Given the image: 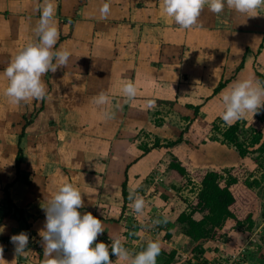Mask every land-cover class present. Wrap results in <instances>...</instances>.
Instances as JSON below:
<instances>
[{
    "label": "crops",
    "instance_id": "obj_1",
    "mask_svg": "<svg viewBox=\"0 0 264 264\" xmlns=\"http://www.w3.org/2000/svg\"><path fill=\"white\" fill-rule=\"evenodd\" d=\"M105 2L106 18L100 12ZM42 4L0 0V245L7 264H44L45 208L65 183L80 190L81 214L102 221L101 242L120 239L132 256L156 241V264H264V187L258 190L260 209L251 231H231L230 239L207 242L205 253L195 255L177 221L188 204L174 198L179 184L170 180L171 155L191 172L232 168L248 158L242 161L234 148L207 138L195 142L188 132L176 146L147 154L140 140L146 132L168 144L191 122L210 130L216 121L229 126L238 121L222 120V97L236 81L263 85L258 74L264 77V7L249 17L231 8L217 15L205 6L197 25L184 30L163 13V0H54L53 50L70 51V59L42 76L43 100L14 104L5 95L9 82L3 70L20 50L38 42ZM130 81L137 88L132 100L122 92ZM100 93L109 97L102 106L93 102ZM104 111L112 118L104 119ZM253 115L241 119L264 134V108ZM137 195L146 202L143 214L132 209ZM22 232L29 244L17 256L10 238ZM110 260L130 264L111 252Z\"/></svg>",
    "mask_w": 264,
    "mask_h": 264
},
{
    "label": "clouds",
    "instance_id": "obj_2",
    "mask_svg": "<svg viewBox=\"0 0 264 264\" xmlns=\"http://www.w3.org/2000/svg\"><path fill=\"white\" fill-rule=\"evenodd\" d=\"M205 6L217 15L225 8H231L253 17L259 8L264 7V0H163L162 11L172 17L181 29L187 30L197 25ZM54 12V0H43L36 28L38 42L20 50L3 70L9 82L5 95L14 104L30 99L43 100L47 89L42 76L48 72L55 73L70 59V51L53 50L58 38ZM100 12L106 18L110 13V4L105 2ZM122 92L132 100L137 95V88L130 81L123 85ZM222 100L225 106L222 120L226 123L237 121L246 113L255 115L264 108V85L251 80L236 81L230 86V91L223 94ZM93 102L102 106L109 102V97L100 93L93 98ZM147 104L152 107L155 101L148 100ZM103 117L111 119L112 114L104 111ZM145 203L144 198L137 195L132 202L133 211L143 214ZM82 206V194L71 183L63 184L49 201L45 208L46 222L40 233L46 257L44 264H112L110 252L118 260L130 264H156L160 253V245L156 241L149 242L143 251L134 256L130 255L120 239L111 241V244L94 243L105 232L103 223L90 212L81 214L79 210ZM10 240L17 256L26 252L29 244L26 233L13 235ZM3 252L4 248L0 245V261L7 264Z\"/></svg>",
    "mask_w": 264,
    "mask_h": 264
},
{
    "label": "trees",
    "instance_id": "obj_3",
    "mask_svg": "<svg viewBox=\"0 0 264 264\" xmlns=\"http://www.w3.org/2000/svg\"><path fill=\"white\" fill-rule=\"evenodd\" d=\"M258 75L264 85V77L261 74ZM224 87L225 83L220 84L216 94ZM169 105L174 104L169 103ZM196 116H198L197 112H195ZM220 123L224 125L222 121H216L210 125V131L216 132L220 137L210 140L234 148L242 161L251 155H257L254 163L258 167L262 166L260 161L264 160L263 132L251 128L249 139L244 140L242 131L247 126L244 119H239L224 129L220 127ZM187 129L178 141L170 142L166 146L173 147L183 142ZM159 147L161 145L158 140L151 148L145 147L144 153L147 154L151 149ZM21 159L22 151L20 150L18 167ZM169 170L170 180L175 183L181 186L195 183L199 186V191L188 203L187 210L180 213L177 218L178 223L184 226L185 234L191 239V254L203 255L205 253L204 244L210 241L230 239L231 231H251L255 227L260 209L258 190L262 186V180L257 176L256 169L241 163L232 168L191 172L185 163L171 155ZM6 195L9 203L7 191ZM127 196L125 185L124 197L127 198ZM9 207L11 210L12 203H9ZM198 215H202L203 218L198 220ZM162 252L166 253L165 250ZM174 255L175 252H171L170 257Z\"/></svg>",
    "mask_w": 264,
    "mask_h": 264
},
{
    "label": "rangeland",
    "instance_id": "obj_4",
    "mask_svg": "<svg viewBox=\"0 0 264 264\" xmlns=\"http://www.w3.org/2000/svg\"><path fill=\"white\" fill-rule=\"evenodd\" d=\"M164 117H166L165 113H163L162 115L158 116V118H160L159 120H164ZM157 118V117H156ZM154 118V119H156ZM195 121V120H194ZM190 126V127H189ZM229 125H226V124H222L220 123V127L222 129L224 128H227ZM188 128V129H187ZM190 128V130H189ZM251 128H254L253 126H245L243 128V131H242V136H243V139L244 140H247L249 139L250 137V132H251ZM187 129V132L189 133V135L191 136V139H193L195 142H198V143H202L201 140H205L206 138L208 140H210L211 138H220L219 137V134H217L216 132L214 131H210L206 125L204 124H200L198 125L196 123V125L194 126V128L192 127V122L187 124L185 127H184V131ZM192 129V130H191ZM208 129V130H207ZM141 142L143 143V145L147 144V146L149 147L150 144H155L158 139H155V138H152L151 136H149L146 132L144 133H141ZM160 142H162L161 140H159ZM206 141V140H205ZM211 141V140H210ZM141 143V144H142ZM162 147H166L167 144H163L161 143ZM257 159V155H251L248 157V162H246L245 164L248 166V167H251L252 169H256L257 170V176L262 180V186L261 187H264V174H262V171L264 172V160H261V165H259V167L254 163L255 160ZM175 196L174 198L177 200H182L184 201L185 204H188L194 197L195 195L197 194L198 192V185L197 184H193V183H187L186 186H181V185H177V189H175ZM8 207V206H7ZM135 214V213H134ZM136 215V214H135ZM137 217V216H136ZM150 223H154V219L153 221L150 220ZM155 224V223H154ZM154 227V225H153ZM104 237H97V241H95L94 243H97V242H101L102 239ZM105 239V238H104ZM227 260L223 261L222 264H232L230 263V261H227L228 263H226Z\"/></svg>",
    "mask_w": 264,
    "mask_h": 264
},
{
    "label": "built area",
    "instance_id": "obj_5",
    "mask_svg": "<svg viewBox=\"0 0 264 264\" xmlns=\"http://www.w3.org/2000/svg\"><path fill=\"white\" fill-rule=\"evenodd\" d=\"M106 243V242H105Z\"/></svg>",
    "mask_w": 264,
    "mask_h": 264
}]
</instances>
